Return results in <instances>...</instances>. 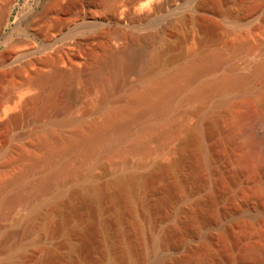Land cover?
Segmentation results:
<instances>
[{
  "label": "rangeland",
  "instance_id": "1",
  "mask_svg": "<svg viewBox=\"0 0 264 264\" xmlns=\"http://www.w3.org/2000/svg\"><path fill=\"white\" fill-rule=\"evenodd\" d=\"M7 1L0 0V19ZM40 1L44 3L38 6ZM73 1L14 0L8 7L10 24L6 22L0 31V107L10 96L24 93V84L35 69L49 73L55 60L78 52V47L64 45L62 39L44 36L49 26L47 32L60 19H69ZM158 2L167 5L152 16L156 22L148 29L130 26L123 15L119 17L124 20L122 26L132 36L136 34L117 45L140 52L138 65L132 64V70L121 74L122 79L134 81L150 59V47L156 45L138 38L146 32L166 38L171 45L164 63L166 74L212 51L222 50L226 62L200 80L250 74L254 64L264 58V0ZM207 21L216 25L215 31L208 32ZM89 34L90 30H80L75 36L85 45ZM92 42L86 41L85 47L95 46ZM63 63L62 67L71 68ZM78 80L72 88L57 80L46 87H33L30 93L43 91L47 101L41 99L33 107L23 105L20 121L0 128L1 173L18 166L2 165L5 152L18 156L23 147L30 151L37 132L50 126L51 116L80 118L88 114V119H102L103 112L98 113L93 104L101 92L96 87L85 92L83 81ZM69 88L77 91H73L74 104L67 103ZM243 89L228 92L221 104V97L214 94L205 106L178 105L171 114H184L185 121L169 137H146L148 153L126 150L123 155H104L93 168L92 178H67L56 187L63 192L44 195L35 212L31 200L25 199L3 216L0 213V264H264V150L250 134L258 120L264 121V74L252 77ZM127 97V91L117 92L105 109L122 108L114 106L125 104ZM204 115L206 123L218 117L219 126L211 136L197 138L194 126ZM69 129L61 126L59 131L68 135ZM187 139L194 143L185 142ZM27 163L24 158V165ZM43 168L38 167L29 179L41 176ZM126 173L156 176L138 186H108ZM171 182L177 186L170 191ZM211 193L219 194L212 205L208 203ZM168 194L172 195L169 200ZM89 232L93 233L92 243L82 253V239Z\"/></svg>",
  "mask_w": 264,
  "mask_h": 264
},
{
  "label": "bare ground",
  "instance_id": "2",
  "mask_svg": "<svg viewBox=\"0 0 264 264\" xmlns=\"http://www.w3.org/2000/svg\"><path fill=\"white\" fill-rule=\"evenodd\" d=\"M13 1H7L0 19V31L7 22L8 7ZM143 2L144 0H74L69 10V19H60L50 29L51 31H46L50 26L45 30L46 32L44 31L45 38L62 39L64 40V45H73V47H78L77 49L79 50L67 56L68 58L66 59L64 57L63 59L55 60L53 68L49 73H43L39 69H35L30 79L24 84V87L26 86L24 93L19 97L16 95L10 96L0 107V128L18 123L22 117L21 108L23 105L24 108L33 107L39 104L41 99L47 101L48 96L45 92H30L37 85L46 87L56 80L68 82L71 88L75 81L78 79L82 80L85 92H89L93 87L94 89L95 87L98 88L101 96L93 104L97 112H103V117L100 120H91L87 118L88 114L82 117L79 116L80 118L68 115H53L50 119V126L44 127V129L37 132L34 141L32 140L33 145L30 144L32 142L29 143L33 147L30 151L26 150L27 152H25L22 146L23 148L18 149V156L5 152L2 165L13 166L16 164L18 165L16 168H18H13L14 170H10V172H0L1 214L13 207L14 204L24 203L25 199L31 200V209L35 212L38 204L43 201L44 195L52 194L56 191L59 193L63 192L61 188L56 187L67 178L73 176H82L85 179L92 178L93 168L104 155H121L123 152H127L126 150L148 153L149 149L145 143L146 137H169L171 134L176 133L185 121L184 114H171L175 107L184 103H199L205 106L214 97V94L221 97L218 103L221 104L225 100L222 98H225L228 92L238 90L242 92V89L246 87L252 77L264 74V58H262L254 64L250 74H224L222 77L220 76L211 80H200L202 76L214 69L216 70L217 67L224 63L225 53L220 52L222 50L208 52L209 54L195 58L183 68L166 74L164 73V63L171 50V45L166 38L162 36L157 37L153 35L154 33L146 32L141 36L140 33L138 38L142 40L148 39L156 45V47H150L152 48L150 59L144 63V69L140 74L137 73L138 76L134 81L127 80V77L125 79L124 75V79H122L121 74L131 69V66L138 62L140 56L138 50H133L131 53L127 49V45L125 47L117 45L122 40L128 41L132 39L136 34L132 36L129 30H126L122 26V22L125 20L129 22L130 26H142L144 29H148L156 22V19L152 16L163 10L169 1L166 2L167 4H158V0H146ZM96 14H100L101 17H96ZM122 15L124 16V20L121 21L119 17ZM182 18L185 19L187 17ZM184 23L186 22L184 21ZM205 27L208 32L211 30L215 31L216 29V25L208 21ZM80 30H90V34L85 40L89 42L93 41L96 45L93 46L94 44H91L93 47L88 49L89 47H85L86 41L85 45H83L84 43L82 44L81 41L77 40L75 35ZM37 35L38 37L40 36L39 34ZM67 40H73V42ZM113 42L117 46H114ZM243 44L242 42L240 47L243 48ZM64 61L71 65V68L62 67L61 64ZM79 62L80 66L77 65ZM137 65L135 66L137 67ZM121 90L127 91V100L125 104L114 107L122 108L105 109V107H109L107 105L108 101ZM73 91L72 89L68 91V95L70 96L67 103L69 104H74L73 96L74 92L77 91ZM67 103L65 104L66 107ZM216 106L211 107L207 112L212 114L213 110L217 108ZM217 118L211 123L209 121L206 123L205 115L202 116L199 119L200 121L198 120L199 122L194 126L198 135L196 137L211 136L219 123ZM61 126L70 127V133L68 135L62 134L59 131ZM250 134L253 136L257 147L264 150V121L258 120L255 127L250 130ZM192 141L185 140L188 143ZM188 143L186 145H192ZM29 144L28 146H30ZM193 155L195 156V154ZM24 158L28 160L26 165H24ZM124 163L127 162L124 161ZM42 165L44 166L42 170L43 174L37 178L29 179V175ZM131 167L133 166L131 165ZM155 176V173L147 176L126 173L120 181L116 179V181L110 183V185L108 184V186L114 185L116 187L119 184L138 186L142 185L146 180L154 179ZM176 186L175 182H171L169 184L170 191L174 190ZM99 189L104 191L106 187L104 190L101 187ZM115 192L117 193L118 191ZM217 196L219 197L217 193L210 195L209 199L207 198L209 200L208 203L212 205L213 200ZM171 197L172 195L168 194V198H165L169 200ZM109 222L112 224L111 219H109ZM47 228L50 231L55 230L52 226H48ZM91 228L93 232L94 225ZM92 232L83 236L80 246L82 253L92 243ZM69 264H74V262L72 261Z\"/></svg>",
  "mask_w": 264,
  "mask_h": 264
},
{
  "label": "water",
  "instance_id": "3",
  "mask_svg": "<svg viewBox=\"0 0 264 264\" xmlns=\"http://www.w3.org/2000/svg\"><path fill=\"white\" fill-rule=\"evenodd\" d=\"M44 3V1H40L37 5L41 6ZM14 10V6L12 5V7L10 8V12H12ZM10 24V20L8 19L7 21V25ZM0 51H1V43H0Z\"/></svg>",
  "mask_w": 264,
  "mask_h": 264
}]
</instances>
